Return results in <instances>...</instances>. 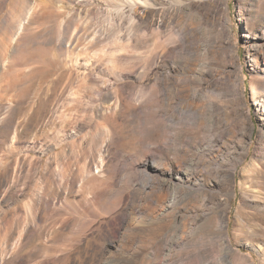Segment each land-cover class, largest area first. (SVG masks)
<instances>
[{"label": "rangeland", "instance_id": "374dc122", "mask_svg": "<svg viewBox=\"0 0 264 264\" xmlns=\"http://www.w3.org/2000/svg\"><path fill=\"white\" fill-rule=\"evenodd\" d=\"M146 1L0 0V264H264V114L253 103L264 48L262 30L245 27L254 0ZM180 32L190 38L186 55L198 44L204 64L236 72L231 94L250 108L251 137L235 132L216 154L204 153L211 168L234 162V177L198 169L193 193L179 195L174 212L149 227L136 212L155 209L162 191L148 203L129 194L117 229V197L128 185L80 181L86 162L101 174L94 165L106 127L87 67L100 75L112 65L139 71ZM90 115L87 126H75ZM187 132L209 144V128ZM253 161L261 164L256 185L244 172ZM157 162L159 173L180 171ZM202 208L207 215L196 217Z\"/></svg>", "mask_w": 264, "mask_h": 264}, {"label": "bare ground", "instance_id": "6f19581e", "mask_svg": "<svg viewBox=\"0 0 264 264\" xmlns=\"http://www.w3.org/2000/svg\"><path fill=\"white\" fill-rule=\"evenodd\" d=\"M152 1L147 0L146 3L150 4ZM251 6L253 15L245 18V27L252 31V26H258L262 30V38L257 42L261 49L264 48V0H254ZM170 9L174 10L175 7L171 6ZM162 24L160 20L158 26ZM189 40L187 34L180 32L173 41L175 44L172 48L164 45L160 55L146 58L139 71L135 65L120 70L112 65L110 71L100 75L95 73V68L87 67L88 72L85 75L87 81L95 85V100L103 102L100 105L101 119L106 127H103L105 138L99 149V160L94 165L96 173L101 174L95 176L92 164L86 162L80 173V181L87 179L94 182L95 186L101 183L112 186L116 181L128 185L117 197V205L121 206L120 212L116 214L117 229L124 224L126 208H122V205L129 194L134 201L144 200L148 203L155 191H162L155 200V209H139L136 212L141 215L143 224L149 227L174 212L179 195L189 197L193 193L191 181L199 172L198 169L210 170L227 178L234 177V162L224 167L220 165L211 168L207 157L209 154H216L230 134L236 132L242 136L248 133L249 139L251 137L253 122L250 108L248 105L239 108L237 100L231 94L234 92L231 77L236 72L225 71L226 66L222 63L217 65L216 70L204 64L200 59L198 44L186 55L185 49L188 48ZM168 52L172 54L169 58L165 55ZM159 66H165L166 71L152 73V68ZM255 67L264 76V67L261 68L258 64ZM151 73L153 77H150ZM256 86L260 97L253 101L256 105L255 111L264 114V78L256 79ZM148 87L150 89L147 91ZM244 93L242 99H245ZM158 102L161 104L152 105ZM89 117L91 115L75 121V126L84 128L91 121ZM164 120H168V124ZM194 125L209 128V144L203 146L202 139L196 132H187ZM161 134L164 136L163 142L159 141ZM196 142L201 148L199 152L194 145ZM126 147L129 150L125 151ZM246 148L243 149L244 153H247ZM182 151L183 155L180 156ZM205 152L208 153L207 157ZM189 153L193 158H188ZM160 157L164 159L162 167L167 168L166 164L170 162L180 171L171 173L170 170H164L159 173L157 166L160 163L157 160ZM260 167V163L253 161L244 170L249 176L250 184H258ZM121 172L123 175L119 176ZM101 175L106 176L99 182ZM184 180L187 183H183ZM206 215L203 208L200 213H196L198 218ZM143 224L141 222L138 226L143 227Z\"/></svg>", "mask_w": 264, "mask_h": 264}, {"label": "water", "instance_id": "95a60500", "mask_svg": "<svg viewBox=\"0 0 264 264\" xmlns=\"http://www.w3.org/2000/svg\"><path fill=\"white\" fill-rule=\"evenodd\" d=\"M244 96H245V93H244Z\"/></svg>", "mask_w": 264, "mask_h": 264}]
</instances>
